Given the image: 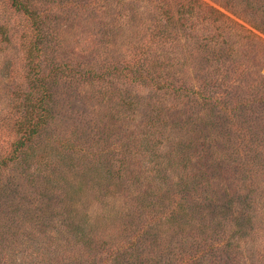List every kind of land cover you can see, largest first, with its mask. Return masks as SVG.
Instances as JSON below:
<instances>
[{
  "label": "trees",
  "instance_id": "1",
  "mask_svg": "<svg viewBox=\"0 0 264 264\" xmlns=\"http://www.w3.org/2000/svg\"><path fill=\"white\" fill-rule=\"evenodd\" d=\"M138 1L142 5L138 14L123 11L122 6L114 13L109 9V2L104 7L96 0L88 3L91 11L99 12V8L106 9L109 19L103 25V34L100 35L96 52L93 53L94 64L88 63V68L84 64L81 68L84 73L81 76L85 82L94 84V89L90 93L93 97L101 98L103 104H114L118 108H124L130 115L131 112H138L139 109L143 110V107H146L148 114L145 115L147 119L144 123L151 128V131L143 130V136L139 135L135 139L136 133L141 129L136 130L135 127L126 128V126L122 128L118 124H113L103 125L101 129H80L82 135L76 134L75 129L63 131L67 132L65 137H58L63 134L61 132L62 134H56V139L61 144L60 147L69 150L67 151L70 157L77 155L83 157L89 154L86 148L78 149L72 145L81 143L80 138L90 144H96L98 150L94 154L97 155L88 158L91 161V169L90 167L86 169L85 165L81 167L87 170L88 178L97 180V176L100 177L102 173L108 174L107 181L111 182L109 179H114L115 181H112L117 184L121 181L118 179L123 177L132 187L139 184L137 180L140 177L136 171L142 168L143 174L149 175H145L140 184L145 188L154 189L155 194L151 197V201L155 199V203L150 208H146L150 199L141 198L140 201L145 202L142 209V212H145L143 225L136 224L138 221L134 214L128 218L112 209H106L103 217H99L95 224L88 225V231L82 229V234L81 228L78 227L77 231L73 229L75 222L65 218L63 235L66 237L69 232L73 238L72 241L66 240L62 244L63 248L57 257L59 264H70L71 261L79 264H115L118 256L113 246L108 244V248L104 249L103 253L96 251L98 244L93 240L103 231L93 233V225L106 229L108 222L117 221L119 214L124 219L121 227H118L119 231L131 235V246L135 247L140 244L141 236L146 234L148 224L160 226L161 223L166 222L171 226L176 222L182 228L193 223L194 226H198L194 227L193 246L185 254L179 255L180 253L177 252L176 256H179L184 264L189 263L188 261L211 258L210 255L217 246L230 244L229 238L225 236L226 229L217 230L221 234L220 242L219 237L216 238L213 232L214 229L212 230L208 225L205 226L207 232L203 234L202 223H205V216L200 217L201 213L197 211L192 213L193 217L187 216L186 209H183L185 200L178 201L179 195H185L186 192L194 196L197 194L195 192H199L200 197L203 193H212L210 179L208 177L207 179L204 173H194L195 170L190 173L183 171L177 180H171L169 175L177 173V170H184L191 159L195 160L197 151L200 157L204 155L208 168L212 169L219 165L230 176H235L238 174L236 172L243 171L247 166L264 164V75L260 72L259 57L262 41L253 32L256 30L264 33V0H226L223 5L250 29L200 0ZM9 2L14 10L22 12L30 30L29 43L25 46L24 59L27 69L23 79V86L27 82L29 87L27 91L23 87L19 88L20 95L16 105L21 111L25 108L26 112H23L25 114L17 122V132L21 136L13 152L18 158L17 150L20 154L29 151L37 136L43 135L42 130L48 129L50 112L47 103L53 95L48 86L52 82L60 84L58 82L60 75L65 74L63 72L66 68L46 65L45 67L49 66V68L45 70L37 63L39 61H35L36 58L40 59L39 53L42 52L40 44L46 37L42 29L44 13L32 12L22 0H9ZM80 4L79 7L84 8L85 5ZM238 6L244 13L237 12L240 8ZM5 28L9 30V25L0 26V35L3 40L10 42L8 34L3 32ZM119 34L122 35L120 42L122 48L116 53L113 44ZM23 37L24 35L20 36ZM98 45H102L103 48L99 49ZM100 52L104 54L101 57ZM49 61L51 62L52 59ZM46 62L45 64H49L48 61ZM73 74H70L74 76L73 79L67 77V82L73 81L71 86L74 85L77 76L76 73ZM115 83L118 85L115 86ZM97 85L101 87L96 89ZM139 87L150 88L159 97L154 98L152 95L141 98L142 96L132 91ZM19 97H24V101ZM167 97L179 108L173 109L163 104ZM160 102L162 104H158ZM174 113L179 115L175 118L172 115ZM168 128L171 131L168 132ZM172 128L179 141L172 140L170 133ZM167 143H171L170 148L173 150L163 151ZM48 148L47 145L36 148L31 155L37 164H40V159L43 160L38 170L42 178L39 188L37 187L36 190L34 183H30L33 189L23 187V192H20L16 185L11 187L9 216L21 212L22 209L30 214L34 213L39 220L42 218L48 220L47 213L52 204L44 194L49 189L48 185L51 188L61 185V188L53 189L57 200L62 202L65 200L64 205L59 207V213L65 212L67 204L76 203L64 193L59 198L60 192L67 188L68 180L58 175L57 164L62 163V157L59 156L61 160L56 158L53 161ZM36 153L37 156L34 157ZM102 160L110 162L108 167L103 165ZM142 162L147 165L139 166ZM3 163H6V160H3ZM0 170H2L1 164ZM192 180L194 184L189 186ZM101 187L104 186H97V190ZM241 194L235 199L237 197L242 199ZM95 195L97 197L95 192L92 193L91 198L94 199ZM84 196L87 197L88 194L84 193L82 197ZM244 200L247 202V198ZM171 204L172 207L173 204L177 205L178 210L172 208L174 210L163 212L164 208L171 207ZM196 204L191 203L190 207L193 208ZM77 205L78 203L72 208L75 216L78 219L79 215L81 219H87L85 213L78 212ZM197 205L199 211V204ZM181 213L185 216L186 223L181 220L175 221ZM195 216H198V219H194ZM8 219L12 220L10 217ZM111 226L115 225L111 224ZM91 234L96 235L91 236ZM55 238L56 236L48 234L46 243L43 244L47 250L53 244L61 247L60 241ZM80 242L84 243V247L79 245ZM100 248L103 246H98V249ZM42 254L43 251L40 252V256ZM149 263V260L145 262V264Z\"/></svg>",
  "mask_w": 264,
  "mask_h": 264
},
{
  "label": "rangeland",
  "instance_id": "2",
  "mask_svg": "<svg viewBox=\"0 0 264 264\" xmlns=\"http://www.w3.org/2000/svg\"><path fill=\"white\" fill-rule=\"evenodd\" d=\"M22 1L32 12L44 13L42 15L44 20L42 29L46 37H44L43 42L40 44L42 47V52L39 53L40 59L36 58L35 61H39L37 63L45 70H48L50 65L66 69L63 72L65 74L60 75V78L62 77L58 81L60 84L52 82L48 86L50 91L53 92L47 103L50 112L48 129L42 130L43 135L37 136L38 138L36 137L37 139L29 151L20 154L17 150L16 154L18 158H16L13 151L21 136L17 132V122L26 113L25 108L21 111L16 105L18 96L20 95L19 88L23 87L27 91L29 87L27 82L23 86V79H25L24 72L27 69L24 59L25 46L29 43L28 38L30 35L28 34L30 30L22 12L14 10L9 0H0V26L5 25L8 27L9 25L10 31L5 28L4 30L7 31L3 30V32L7 33L11 40L10 42L8 40L5 41L0 35V164L2 169L0 170V264H59L57 257L63 248L62 244L66 240L72 241L73 238L69 232L66 237L63 235L64 225L66 224L65 218H68L70 222H75L73 229L77 231L78 227L81 228L82 234L83 230H89L88 225L95 224V221L99 217H103L106 209H112V211L118 212L128 218L134 214L136 221H138L136 224L143 225L145 223V212H142V209H144L143 205L145 202H141L140 200L142 197H149L145 200L150 199L149 204L146 206V208H150L155 203V199L151 201V197L155 193H153V188H145L140 184L144 180L143 177L149 175L143 174L142 168L136 171L140 177L137 180L139 184L132 187L123 177L118 179L121 181L117 184L114 182V179H109L111 182L107 181L108 174L103 175L102 173L100 177L97 176V180L88 178L86 169L88 167L91 169V161L88 158L97 155L94 154L98 150L96 144H90L84 141L83 138H80L81 143L72 145L78 149L86 148V150H89V154L83 157L80 155L70 157L68 154L69 150L60 147L61 144L57 141L56 134L70 131L71 129H75L77 131L76 134H81L82 130L80 129L83 128L84 130L88 128L101 129L103 125L118 124L122 128L126 126V128L135 127L137 128L136 130L141 129L134 137L137 139L139 135L143 136V130L151 131V128L144 123L147 119L145 115L148 114V109H145L146 107H143V110L138 108L140 111L131 112L130 115V113H127L129 111L124 108H118L114 104H103L104 101L101 98L93 97L90 93L94 89V84H91L89 81L85 82V79L81 76L84 73L81 70L84 64L86 68L89 67V64H94L92 61L93 53L94 51L96 52L100 35L103 34V25L109 19L108 12H105L106 9L99 8V12L91 11L88 6L91 0ZM96 1L101 3L102 7L109 2V9L114 13L119 11L118 9L122 6L124 7L123 11L138 14L142 6L138 0ZM200 1L212 9L224 13L234 21L245 25L228 8L226 9L223 6L226 0ZM79 3L85 5L84 8L81 9ZM238 9L237 12L240 14L244 13L241 7ZM245 27L250 29L246 25ZM253 32L262 41H260L262 49L259 51V57L261 60L260 72L264 75V33L256 30H253ZM21 35H24V37L20 38ZM115 40L113 48L116 49L117 53L119 48H122L120 43L122 35L119 34ZM98 46L99 49L103 48L102 45ZM103 55L100 52V57ZM49 59H52V61L50 62ZM103 59L102 57V62ZM46 61L49 64H45L47 63ZM46 65L49 66L45 67ZM73 73H76L77 76L74 80V85L71 86L73 81L67 82V79H73L74 76H71L74 75ZM80 80L82 81L80 82ZM114 85L117 86L118 83ZM99 87L101 86L97 85L95 88L98 89ZM132 91L142 96L141 98L152 95L154 98L159 97L150 88L139 87ZM19 99L24 101V97H19ZM158 104H162V102ZM163 104L173 109L174 107L179 108L168 97ZM172 115L176 118L179 114L174 113ZM167 130L168 132L171 131L169 128ZM173 132L172 128V132H170L172 140L179 141V137L175 136ZM66 134L67 132H63L58 137L64 138ZM182 141L187 142V140ZM170 144L167 143L163 151L173 150L170 148ZM46 145L47 148L49 147L48 151H50L53 161L56 158L61 160L60 157H62V163L57 164L58 175L64 176L68 180L66 183L68 184L67 188L60 192L59 198L64 193L67 198H73L76 203L73 205L67 204L65 212L59 213V207L64 205L65 200H63L64 202L57 200L54 196L55 194H53L55 193L53 189H59L61 185H56L54 188L48 185L49 189L44 193L46 194L45 197L52 203L47 213L48 220L43 218L39 220L34 213L30 214L28 211H23L22 209L21 212H16V214L9 216V193L12 186L16 185L17 189L23 192V187L25 189H33L30 183H34L36 190L41 185L42 178L39 176L38 170L43 160L40 159V164H37L31 155L34 149L46 147ZM20 149L24 150L25 148ZM36 156L37 153L34 157ZM3 160H6V163H3ZM101 162L104 166L107 165V167L110 163L106 160H102ZM145 164L142 162L139 166L145 167L147 165ZM84 165L86 169L81 168ZM110 167H112L111 164ZM192 170L193 172L195 170L194 173L197 172V174H206V178L210 179V184L212 185V193H203L200 197L199 192H195L197 193L195 196L190 192H186L185 195H179L178 201L185 200L183 209H186L187 216L193 217L191 215L194 211L201 213L200 217H203L202 215L205 216V223H202L203 234L207 232L205 229L206 225L212 230L214 229L213 232L216 238L221 235L217 230L221 231L225 228L224 232L227 234L225 236L229 238L230 244L217 246L211 253V258L188 261L189 263L187 264H264V164L247 166L243 171L236 172L238 174H235V176H230L219 165L214 166L212 169L208 168L204 155L200 157L197 151L195 160L191 159L189 165L184 170H177V173H171L169 177L171 180H177L183 171L190 173ZM28 180L30 182H27ZM193 182L192 180L189 186H193ZM96 185L104 187L97 190ZM94 192L97 194V197L95 195L93 196L94 199H92L91 195ZM84 193L88 194V196L82 197ZM240 193H242V199H237L238 197L235 199ZM137 196L140 197L138 198ZM245 198H247V202L244 200ZM77 203L78 212L85 213L88 217L87 219H81L80 215L79 219L75 216V211L73 212L72 208ZM191 203L199 204V211L197 210L198 205L196 204L191 208ZM172 208L178 210L177 205L173 204L172 207L171 204V207H165L163 212L167 213L174 210ZM120 214L117 216V221L108 222L106 229L93 225V233L103 231L97 239L94 238L93 240L98 244L96 251L103 253V250L108 248V244L113 246L118 256L115 264H145L147 260L150 261L149 264L152 262V264H184V261L178 258L179 256H176V254L177 252L180 253L179 255L185 254L193 246V235L195 234V228L198 227L197 225L194 226L192 223L188 227L183 226L180 228L176 222L171 226L166 222L161 223L160 226L148 224L149 227L146 234L141 236L140 244L135 247L131 246V235L119 231L118 227L124 221ZM181 216L182 213L178 215V219L175 221L181 220L186 223L184 221L185 216ZM8 217L12 220L8 219ZM196 218L198 219V216L194 217V219ZM189 221L192 222L193 220ZM111 224L115 226H111ZM184 233L186 234L183 235ZM199 233H201L200 230ZM48 234L56 236L55 239L60 241L61 247L53 244L55 247L51 249L53 247L51 246V250H47L43 244L46 243ZM92 235L95 236L96 234ZM227 237L226 239H228ZM224 238H221V240ZM219 239L220 237L218 241ZM79 245L84 247V243L82 242ZM98 246H103V248L98 249ZM117 248L118 250H116ZM42 251L43 254L40 256V252ZM82 260L84 259L82 258ZM70 264H79V262L71 261Z\"/></svg>",
  "mask_w": 264,
  "mask_h": 264
}]
</instances>
